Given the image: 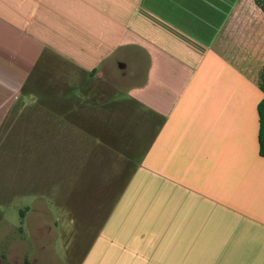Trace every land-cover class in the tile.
I'll return each instance as SVG.
<instances>
[{
	"label": "crops",
	"instance_id": "0c3cea01",
	"mask_svg": "<svg viewBox=\"0 0 264 264\" xmlns=\"http://www.w3.org/2000/svg\"><path fill=\"white\" fill-rule=\"evenodd\" d=\"M263 64L254 0H0V108L114 192L78 264H264Z\"/></svg>",
	"mask_w": 264,
	"mask_h": 264
},
{
	"label": "rangeland",
	"instance_id": "374dc122",
	"mask_svg": "<svg viewBox=\"0 0 264 264\" xmlns=\"http://www.w3.org/2000/svg\"><path fill=\"white\" fill-rule=\"evenodd\" d=\"M20 110L0 108V264H78L114 192L86 186L94 161L74 179L70 140Z\"/></svg>",
	"mask_w": 264,
	"mask_h": 264
},
{
	"label": "trees",
	"instance_id": "16d2710c",
	"mask_svg": "<svg viewBox=\"0 0 264 264\" xmlns=\"http://www.w3.org/2000/svg\"><path fill=\"white\" fill-rule=\"evenodd\" d=\"M256 5L262 10L264 14V0H254ZM258 87L262 93L261 99L256 104V113L258 120L257 128V150L258 154L264 158V64L261 66L258 73ZM26 207L19 210L20 218ZM3 257V256H2ZM25 264H30L27 259L24 260Z\"/></svg>",
	"mask_w": 264,
	"mask_h": 264
}]
</instances>
